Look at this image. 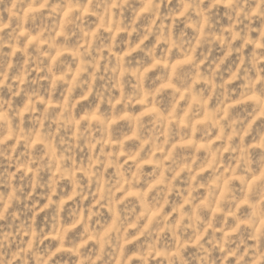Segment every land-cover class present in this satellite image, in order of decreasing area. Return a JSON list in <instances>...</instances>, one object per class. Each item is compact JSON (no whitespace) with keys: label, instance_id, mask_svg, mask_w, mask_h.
I'll return each mask as SVG.
<instances>
[{"label":"clouds","instance_id":"obj_1","mask_svg":"<svg viewBox=\"0 0 264 264\" xmlns=\"http://www.w3.org/2000/svg\"><path fill=\"white\" fill-rule=\"evenodd\" d=\"M0 264H264V0H0Z\"/></svg>","mask_w":264,"mask_h":264}]
</instances>
